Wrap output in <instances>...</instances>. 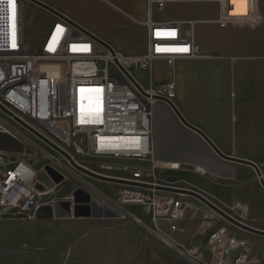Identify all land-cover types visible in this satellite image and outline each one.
<instances>
[{"label":"built area","instance_id":"2783aa9c","mask_svg":"<svg viewBox=\"0 0 264 264\" xmlns=\"http://www.w3.org/2000/svg\"><path fill=\"white\" fill-rule=\"evenodd\" d=\"M24 1L0 0V105L8 112L0 108V130L22 143L32 156L11 159L0 152V215H32L45 204L54 206L55 200L46 199L49 188L38 184L35 165L64 168V163L71 164L64 152L96 174L140 184L104 181L87 174L90 180L118 186L114 197L88 180H80L81 187L117 218L132 221L187 263L253 264L264 260V245L259 257H253L249 239L220 215L217 218L209 210L189 214L193 205L187 197L192 196L172 191L181 187L168 181L181 166L155 159L150 142L157 97L172 103L176 98L172 78L153 79V62L163 60L173 67L177 60H227L204 50L196 39L195 26L201 22L221 28L251 26L258 21L255 0H243L238 6L233 2L239 0H143L145 19L132 18L146 32V47L140 54L124 53L105 40L109 46L102 44L87 27L61 11L64 17L53 14L39 48L28 50ZM191 3L213 5L216 14L202 19L155 17L171 5ZM133 70L147 75L148 84ZM82 94L93 102L84 113L78 108ZM82 158L93 159L97 165L89 168L80 162ZM256 163L260 170L264 168V161ZM128 207L138 208L140 215ZM222 209L242 222L249 217L247 205L240 201ZM184 218L200 220L192 235L195 238L189 242L182 239L186 228L180 222Z\"/></svg>","mask_w":264,"mask_h":264},{"label":"crops","instance_id":"0c3cea01","mask_svg":"<svg viewBox=\"0 0 264 264\" xmlns=\"http://www.w3.org/2000/svg\"><path fill=\"white\" fill-rule=\"evenodd\" d=\"M103 1L124 17L134 18L118 4L110 0ZM233 3L238 6L243 5L244 1ZM50 5L70 16L64 1ZM173 6L176 5L168 9ZM255 10L258 21L251 26H206L204 35L206 33L208 39L203 38V48L214 50L226 58L231 57L233 61L208 60L200 74L201 92L196 78L193 87L186 93L177 92L178 100L174 104L188 121L201 128L224 153L258 162L264 161V136L260 135L264 134V0H255ZM143 30L144 49L138 45L129 49L127 54H140L145 50L146 32ZM152 110L150 142L154 158L179 166H195L200 174L208 172L214 178L233 181L230 185L236 194L234 202L245 203L249 210L248 224L264 230V187L254 169L216 155L197 133L180 122L165 102L156 101ZM261 172L264 178V168ZM210 195L213 198L210 200L216 205L221 208L227 206L217 195ZM45 205L48 209L44 212L41 206L32 215L22 214L16 220L4 218L6 221L27 223L28 231L33 233L31 244L34 252H58L60 261L70 264H100L104 261L119 264L126 260L130 264V250L127 248L132 238L123 232L118 233L121 238L117 241L112 239L115 231L125 227L124 223L121 225L108 217L79 219L58 213L51 204ZM195 221L184 218L180 222L186 228V234L182 236L185 242L195 238ZM133 228L139 233L136 226ZM99 233L107 244L100 243ZM139 236L141 234H138L136 241L142 244ZM257 242L258 246L251 245L253 257H259V245H264V237Z\"/></svg>","mask_w":264,"mask_h":264},{"label":"rangeland","instance_id":"374dc122","mask_svg":"<svg viewBox=\"0 0 264 264\" xmlns=\"http://www.w3.org/2000/svg\"><path fill=\"white\" fill-rule=\"evenodd\" d=\"M63 1L67 3L68 13L72 19L78 21L85 27H89L92 31L97 33L100 38L109 42L115 48L124 53H128V51H130L129 49H134V47H138V45L144 49V27L140 23L146 17L143 0H110L121 6L129 12V16L138 19L140 22L124 17L119 11L108 6L103 0H45V3L54 4L61 3ZM199 8H201L202 11H200ZM215 14V7L213 5L206 3H191L176 5L170 9L166 8V10L161 13H155V17L161 19L169 17H178L181 19L195 17L202 19L214 17ZM53 17V14L47 10L28 0L24 1V44L28 50H37L39 48L43 36L45 35ZM208 24L209 23L207 22H201L197 23L195 26L196 38L202 47L203 38H205V40L208 39L207 34L205 33L204 35V32L206 31L205 28ZM204 50L216 53V51L210 50L206 47H204ZM207 61L208 60H177L174 63L173 68H171L165 61L155 60L153 62V79H174L177 84V95V92L186 93L187 90H190V88L193 87L192 84L194 79L198 78V89L201 92L202 85L200 81V74L202 69L205 68ZM226 61L232 62L233 59L229 57ZM171 69L173 72H171ZM133 74L137 76L144 85L148 84L147 75L143 72L133 70ZM176 100H178V98H175L174 103ZM260 135L264 136L263 133ZM243 151L247 150L244 149ZM0 152H2L5 157L9 155L11 159L21 157L30 158L32 156L31 152L28 149H25L22 143L1 130ZM232 155L236 156L235 154ZM80 162L91 168H95L97 165L96 162H93V159L89 158H82ZM37 163L35 166L39 169L37 176L38 184L41 188H49L50 193L46 198L47 201L55 200L57 203H64L60 206L57 204L59 207L57 212L63 215L68 214V211L70 210L72 216H76L79 219L98 217V208L92 201L95 197L81 187L80 180H88L100 191L114 195V197L119 190V187L116 185L90 180L86 173L75 169L71 164L64 163V168H54L51 166L55 171L54 176H52L47 170V167H49L48 164L41 165ZM11 166L12 165H10V167ZM168 181L173 182L181 188L197 191L209 200H213L210 194H215L227 205H231L235 201V190L232 185H230L233 181L224 180L219 177L214 178L208 172L200 174L195 170V166L179 167L178 170L168 177ZM78 191H82L86 196H78ZM187 199L192 201L191 205H193V207L190 206L191 211L189 214H191L192 211L196 213L208 211L207 207L194 197H187ZM45 206L42 208L43 212L48 209L45 208ZM128 208L140 215L138 208ZM19 216L23 215L18 213H6L0 215V218H2L0 219V264H70L64 263L63 261L61 262V258L59 256L60 253L58 252H34L31 244L33 233L28 231L29 226L27 223L6 221V219H4L12 217L16 220ZM108 218L121 225L123 223L125 224L124 228L117 226L122 229L115 231L112 236L114 241L120 239L121 237L118 233L123 234V232L126 235H129L133 240L127 248L130 250V264H189L184 259H181L172 253L169 249L159 243L156 238L146 233L132 221L120 219L117 218V216ZM197 220L195 221L197 223L193 227L196 228V230L198 229V224L200 223V220ZM219 222L224 223V220H220ZM133 226H136L139 233L136 232ZM231 228L235 232L246 236L252 246H258L257 241L263 239V237L259 235L246 233L234 227ZM138 234H141L139 237L142 244L141 242L138 243L136 241ZM86 235L87 232L84 230V236ZM99 241L102 244H107L106 239L102 238L100 233ZM260 248L261 246L259 245V249ZM100 264L112 263L104 261L103 263L100 262ZM119 264H128V262L126 260L124 263ZM257 264H264V260H261Z\"/></svg>","mask_w":264,"mask_h":264},{"label":"water","instance_id":"95a60500","mask_svg":"<svg viewBox=\"0 0 264 264\" xmlns=\"http://www.w3.org/2000/svg\"><path fill=\"white\" fill-rule=\"evenodd\" d=\"M32 3H34L35 5L51 12L52 14L59 16V17H64L62 15V13L56 9L55 7L41 1V0H28ZM67 19V18H65ZM68 20V19H67ZM71 23H74L72 20H68ZM89 33V32H88ZM92 37H94L95 39H97L99 42H101L102 44L109 46L104 40H102L100 37L89 33ZM130 80L134 83V85L140 90V92H142L143 94H145V92L138 86V84L129 76ZM158 99L166 102L168 104V106L171 108V110L174 112V114L177 116V118L180 120V122L187 127L188 129L194 131L195 133H197L205 142L206 144L216 153V155H218L220 158L227 160V161H231V162H236V163H241V164H245L248 165L250 167H252L256 173V176L259 179L260 184L264 187V178L262 176V172L260 170V168L258 167L257 163L255 161L249 160V159H245V158H241V157H237L234 155H230L227 153H224L222 150H220L216 144L209 138V136L198 126H196L195 124L191 123L190 121H188L185 116L180 112V110L177 108V106L172 103L171 101L167 100L164 97L158 96ZM0 108L2 110H4L5 112H7L1 105ZM8 113V112H7ZM24 124V123H23ZM25 125V124H24ZM27 126V125H25ZM28 127V126H27ZM29 129H31L33 132H35L32 128L28 127ZM37 133V132H35ZM37 135H39L43 140H45L47 143H49L50 145H52L48 140H46L44 137H42L40 134L37 133ZM55 147V146H54ZM56 149H58L57 147H55ZM59 150V149H58ZM62 152V151H61ZM66 158L70 161L71 165L78 169L81 172H84L96 179H100V180H104V181H112V182H117V183H123V184H130V185H140L134 182H130V181H126L120 178H114V177H108V176H102L99 174H96L88 169H86L85 167L76 164L75 162H73L70 159V156L64 152H62ZM48 172L54 176L55 171L51 168V167H47ZM162 189H171V188H162ZM172 191H179V192H183L185 194H188L194 198H196L197 200H199L202 204H204L205 206H207L208 208L212 209L213 211H215L216 213H218L223 219H225L226 221L230 222L231 224L235 225L236 227L240 228L241 230H244L246 232L255 234V235H259V236H263L264 237V230L253 227L247 223H244L242 221L237 220L236 218L232 217L231 215H229L226 211H224L220 206L216 205L215 203H213L211 200H209L207 197H205L203 194L191 190V189H185V188H174L172 189ZM99 211V214H97L98 217H115L116 213L111 210L109 207L102 205V203L96 199L93 198L92 200ZM58 203L54 204V209L57 211V209L59 208ZM67 216H71V211H68V214H66Z\"/></svg>","mask_w":264,"mask_h":264},{"label":"bare ground","instance_id":"6f19581e","mask_svg":"<svg viewBox=\"0 0 264 264\" xmlns=\"http://www.w3.org/2000/svg\"><path fill=\"white\" fill-rule=\"evenodd\" d=\"M31 4V3H30ZM121 51V50H120ZM92 101H89L85 94H82L81 97L78 99V108L82 113L90 110L92 108ZM90 168V167H89ZM196 199V198H195ZM207 207V206H206ZM208 208V207H207ZM209 211H211L217 218L219 217V214L213 211L212 209L208 208ZM239 216L240 214L237 213ZM244 222L248 223L247 219H242Z\"/></svg>","mask_w":264,"mask_h":264},{"label":"trees","instance_id":"16d2710c","mask_svg":"<svg viewBox=\"0 0 264 264\" xmlns=\"http://www.w3.org/2000/svg\"><path fill=\"white\" fill-rule=\"evenodd\" d=\"M78 196H86L82 191H78ZM64 203H62V202H60V203H58V205L60 206V205H63Z\"/></svg>","mask_w":264,"mask_h":264}]
</instances>
